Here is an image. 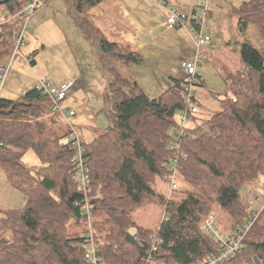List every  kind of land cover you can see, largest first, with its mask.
I'll list each match as a JSON object with an SVG mask.
<instances>
[{
    "label": "trees",
    "instance_id": "1",
    "mask_svg": "<svg viewBox=\"0 0 264 264\" xmlns=\"http://www.w3.org/2000/svg\"><path fill=\"white\" fill-rule=\"evenodd\" d=\"M30 1L2 4L16 15ZM71 1L80 15L74 16L77 27L93 42L99 62L113 78L105 97L110 126L90 144L83 142L90 170L85 196L71 162L75 150L46 131L51 101L37 88L17 99L0 97V172L27 198L21 210L0 209V264H90V231L99 260L107 264H143L155 241L161 244L151 264H197L217 255V244L203 228L205 220L220 210L231 222L222 225L217 215L221 230L233 234L251 214L240 192L264 178V51L244 44L245 70L232 83L233 99L206 122L199 123V112L192 118L182 142L185 157L176 190L182 198L167 200L153 185L157 178L167 183L171 174L169 162L176 150L169 145L176 118L186 108L183 87L173 79L161 96L148 97L115 67L134 66L142 62L141 55L108 41L83 14L103 0ZM237 14L243 31L264 26V0L245 3ZM19 31L0 34V60L14 50ZM203 85L201 73L195 88ZM195 102L200 107L197 94ZM46 116L51 120L44 121ZM29 151L40 166L24 163ZM155 204L166 213L160 227H140L133 214ZM76 227L81 231L74 232ZM246 238L235 264L240 259L256 264L255 257L264 264V210Z\"/></svg>",
    "mask_w": 264,
    "mask_h": 264
},
{
    "label": "rangeland",
    "instance_id": "2",
    "mask_svg": "<svg viewBox=\"0 0 264 264\" xmlns=\"http://www.w3.org/2000/svg\"><path fill=\"white\" fill-rule=\"evenodd\" d=\"M149 1L155 6L158 4L163 12L166 13L160 4L162 0ZM169 1L176 6L175 8L178 12L192 18L199 6L206 4L207 0ZM209 1L211 5V0ZM62 4L69 6L73 17L79 15L71 0H55L50 5L61 7ZM133 4L132 0L127 1L125 6V10L127 9L126 13H131L129 7ZM218 5L236 6L235 0H224L223 2L219 0ZM2 8L4 10L3 4ZM130 9L132 10L133 6ZM108 13L115 15L112 10L111 12L108 11ZM83 14L86 16V12ZM231 15L233 16V14ZM166 17L168 18L167 13ZM167 18L165 19L166 22L159 20L158 31H156L155 35L154 32L148 33L152 41L150 42L148 37H144V45L140 46V48L137 47L138 45L135 48L134 39L126 36L129 29L134 32V28L119 27L116 31V27H105L108 41L124 47L129 46L141 55L142 62L134 66L129 67L116 63L115 67L124 78L137 83L143 92L153 99L161 96L172 85L173 79L182 77L178 69L180 63L184 59L195 58L196 55V47L187 30L182 27L173 31L170 30L167 26ZM129 19H131L130 15H128L126 20L129 21ZM32 22L31 20L30 30L24 36L25 43L20 47L19 55L12 61L11 70H18L17 73L21 74L20 77L25 74L30 76L38 75L45 82H50L56 86H59L63 81L76 79L77 85L62 103L63 108L75 112V117L67 121L69 125L58 114H53L52 120L46 116L44 121L51 120L46 124V131L51 137L61 136L62 143H66L67 132L74 128L82 141L90 144L110 126L109 106L105 103V97L108 94V88L113 82V78L110 77L99 62L97 49L93 42L85 39L73 20V25L62 21L60 24H52L50 22V25L48 24L40 30L37 26H33ZM127 26L133 27L134 23H128ZM17 29L18 27L16 26V32ZM240 29L241 27L237 31L241 32ZM211 30L209 28V34L212 32ZM212 43L220 47L211 48L209 45L205 47L202 51L204 57L200 59L198 68L199 73L203 75L204 81L202 87L195 88L200 105L199 123L206 122L211 115L221 112L226 103L233 99L234 88L232 83L245 70V64L240 53L241 48L244 44H250L254 48L264 51V26H251L240 39L239 44L237 41L233 43H229L227 40L222 41L215 36ZM12 54L13 51L0 60L1 67L8 65ZM21 61L23 63L22 68L21 66L18 67ZM31 62L36 64L31 67ZM26 67L27 69L25 70ZM3 89L0 90L1 98L6 94L5 89L4 92ZM176 119H179V115ZM203 130L205 129L203 128L201 131ZM23 160L29 167L40 166V161L33 151L26 153ZM255 183L245 189L243 188L240 192L241 203L245 210H248V213H252L251 207H254L249 202V199L256 196L255 191L258 193L261 192L260 190H264V178H258ZM153 188L166 199L180 200L182 198V195L176 193V191L170 194L167 183L159 178H157ZM26 203L27 198L12 188L6 176L0 172V209L21 210L26 206ZM214 212L220 217L222 225L231 223L227 217H224L225 215L223 216L220 210L216 209ZM163 215V206L155 204L135 212L133 220L144 229L156 231L160 227ZM220 227L222 228V226ZM81 228L76 227L73 231L79 232ZM236 264L251 263L240 259Z\"/></svg>",
    "mask_w": 264,
    "mask_h": 264
},
{
    "label": "built area",
    "instance_id": "3",
    "mask_svg": "<svg viewBox=\"0 0 264 264\" xmlns=\"http://www.w3.org/2000/svg\"><path fill=\"white\" fill-rule=\"evenodd\" d=\"M47 3L48 2L46 0H31L21 12L16 15L10 14V16H8V19L16 21V26L20 27V31L15 39L14 50L10 62L6 66H0V90L4 88L11 70L12 61L17 55H19V49L25 43L24 36L30 29L31 18ZM161 6L168 15V28H185L196 47L195 58L184 59L180 64V74L182 77L179 81L181 87H183L182 94L186 108L179 115L178 127L172 133V142L169 145L171 150H176L175 155H173L169 162L171 174L168 178L167 185L171 194L179 187L178 177L181 172L180 161L181 158L185 157V154L182 151V142L190 133L192 118L199 112V106L195 102V84L198 83L199 78L201 77V73H199L198 68L200 66V59L204 57L202 51L208 45L211 48H217V46L212 43V37L209 34L212 18L209 0L206 1V4L199 6L192 18L178 12L177 9L170 4H161ZM76 85V80L60 86H55L50 82L44 81L38 85L37 89L51 101L53 114H58L65 122H67L70 118L75 117V112L73 110L63 108L62 103L66 100L69 93ZM67 143H69L75 150V154L72 157L71 162L73 163L76 171L80 191L87 196L90 192V170L87 166L86 151L83 141L74 128L69 130V133L67 134ZM260 191L261 192L258 193L255 191L256 196L249 199V202H251L254 206L251 207L249 205L253 211L250 214L249 219L239 226L237 231L233 234H226L221 230L216 214L213 213L209 215V217L205 220L203 227L207 231L210 238L217 244L218 254L197 264H235L234 261L243 252L245 239L248 233L253 229L259 216L264 210V190ZM84 208L85 214L89 217L88 208ZM165 217L166 213H164L162 220ZM89 233V263L107 264L99 260V257L97 256L98 246L94 243L91 231ZM159 244H161V241L154 242L151 251L148 252V257L144 258L143 264H151L153 254Z\"/></svg>",
    "mask_w": 264,
    "mask_h": 264
},
{
    "label": "crops",
    "instance_id": "4",
    "mask_svg": "<svg viewBox=\"0 0 264 264\" xmlns=\"http://www.w3.org/2000/svg\"><path fill=\"white\" fill-rule=\"evenodd\" d=\"M5 1L6 0H0V5H1L0 34L8 33L9 31H12V29L15 30L16 28V21L8 19L10 13L7 12L5 9L3 10L2 8V3H4ZM54 1L55 0H51L50 2H48V4L45 7H43L35 15H33L34 17L31 18V20L33 21L32 22L33 26L34 25L37 26V28L40 30L44 28L46 25L48 24L50 25V22L52 24L54 23L60 24V22L62 21V22H69L70 25H73V22L74 24H76L74 17L71 14L69 6L67 4H62L61 7L50 5ZM127 1L128 0H103L86 12V18L90 20L105 35V37L107 36L105 34V30H106L105 27L108 28L116 27V31L118 30L119 27L126 29L134 28V32H132L129 29V32H127L126 36L134 39L133 41L135 48L137 45H138L137 47L140 48V46L144 45V37H148L150 42L152 41V38L148 35V33L151 34L152 32H154L155 35L156 31H158L159 20L165 21V19L167 18L166 13L163 12V10L160 8V6H158V4H156L155 6L152 3H150L149 0H132L134 2V4L132 5L133 9L131 10L130 8L132 6H130L129 11L131 13L128 12L126 13L127 9L125 10V6ZM165 1L169 2L170 5L176 7L175 5L171 4L169 0H165ZM223 1L224 0H221V2ZM250 1L251 0H235L236 6H231V5L219 6L218 5L219 0H211L210 8L212 12V18H211L210 30L212 28L211 34L212 33L213 34L210 35L212 37V41H213V37L215 36L219 40L222 41L227 40L229 43H233L234 41H237V43L239 44L240 39H242L243 35L246 34V32L250 27L246 31H241V32L237 31L238 28L241 27L239 23V15L237 14V11L245 3ZM111 10L114 12L115 15H110L108 13V11L111 12ZM231 14H233V16ZM128 15L131 16V19H129V21L126 20ZM234 20H235V24H234ZM127 22L129 24L133 22L134 26L128 27ZM75 29L77 30L76 27ZM170 30L173 31L174 29H170ZM119 33L121 34V32ZM217 47L220 46L218 45ZM35 64L36 63L34 62L30 63L31 67H33ZM22 65L23 63L21 61L18 67L21 66L22 68ZM179 67L180 65L178 66V69L180 71ZM26 69L27 67L25 68V70ZM17 71L18 70L16 71L10 70V73L4 85L6 94L4 95L3 98L5 99H17L21 96H24L29 91L37 88L41 82H44V80L40 78L38 75L30 76L25 74L22 77H20L21 74L17 73ZM74 80L76 79H69L67 81H63L61 84H59V86L66 83H70ZM177 80H179V78H177Z\"/></svg>",
    "mask_w": 264,
    "mask_h": 264
},
{
    "label": "water",
    "instance_id": "5",
    "mask_svg": "<svg viewBox=\"0 0 264 264\" xmlns=\"http://www.w3.org/2000/svg\"><path fill=\"white\" fill-rule=\"evenodd\" d=\"M240 31H243V29L241 28ZM246 187H244L245 189ZM254 260L256 261V264H260V262L257 260V258L255 257Z\"/></svg>",
    "mask_w": 264,
    "mask_h": 264
},
{
    "label": "bare ground",
    "instance_id": "6",
    "mask_svg": "<svg viewBox=\"0 0 264 264\" xmlns=\"http://www.w3.org/2000/svg\"><path fill=\"white\" fill-rule=\"evenodd\" d=\"M247 239V238H246ZM103 260V259H102Z\"/></svg>",
    "mask_w": 264,
    "mask_h": 264
}]
</instances>
